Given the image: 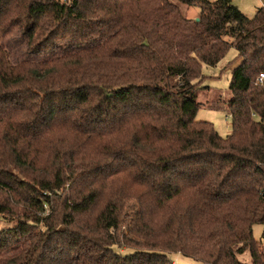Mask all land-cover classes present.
Instances as JSON below:
<instances>
[{
    "label": "trees",
    "instance_id": "1",
    "mask_svg": "<svg viewBox=\"0 0 264 264\" xmlns=\"http://www.w3.org/2000/svg\"><path fill=\"white\" fill-rule=\"evenodd\" d=\"M231 48L222 137L197 95ZM260 73L264 0L252 18L231 0H0V264H264ZM120 177L157 211L198 204L139 243Z\"/></svg>",
    "mask_w": 264,
    "mask_h": 264
},
{
    "label": "rangeland",
    "instance_id": "2",
    "mask_svg": "<svg viewBox=\"0 0 264 264\" xmlns=\"http://www.w3.org/2000/svg\"><path fill=\"white\" fill-rule=\"evenodd\" d=\"M231 3L247 18H252L255 11L262 6L263 0H231ZM180 8L190 19L197 13L194 8L183 5H180ZM235 58L236 51L231 48L215 67L202 66L201 70L204 76L201 85L208 89L199 91L197 95L199 109L195 120L209 122L222 137L231 133V120L222 103L231 97L228 82L230 70L239 63ZM217 100L222 102L220 106H214ZM120 182L125 198L129 202L128 216L122 232L139 243L159 244L169 241L178 226L186 223L198 204V199L192 192H185L172 200L163 210L157 211L144 189L132 185L125 177H120ZM6 226L0 223V228ZM262 231V225L253 226V238L256 241L260 240ZM170 258L173 264H196L191 259L177 254L171 255ZM240 259L249 263L248 254Z\"/></svg>",
    "mask_w": 264,
    "mask_h": 264
},
{
    "label": "built area",
    "instance_id": "3",
    "mask_svg": "<svg viewBox=\"0 0 264 264\" xmlns=\"http://www.w3.org/2000/svg\"><path fill=\"white\" fill-rule=\"evenodd\" d=\"M256 85L264 87V74L260 73L255 82Z\"/></svg>",
    "mask_w": 264,
    "mask_h": 264
},
{
    "label": "crops",
    "instance_id": "4",
    "mask_svg": "<svg viewBox=\"0 0 264 264\" xmlns=\"http://www.w3.org/2000/svg\"><path fill=\"white\" fill-rule=\"evenodd\" d=\"M197 14V13H196ZM196 14H195V16L194 17H196ZM188 18V17H187Z\"/></svg>",
    "mask_w": 264,
    "mask_h": 264
},
{
    "label": "water",
    "instance_id": "5",
    "mask_svg": "<svg viewBox=\"0 0 264 264\" xmlns=\"http://www.w3.org/2000/svg\"><path fill=\"white\" fill-rule=\"evenodd\" d=\"M195 20H196V21H198V19H197V18H196Z\"/></svg>",
    "mask_w": 264,
    "mask_h": 264
}]
</instances>
